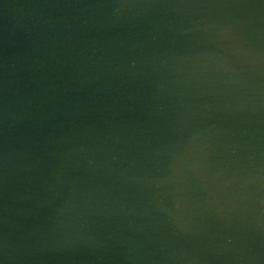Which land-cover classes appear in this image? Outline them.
<instances>
[{"label": "water", "instance_id": "95a60500", "mask_svg": "<svg viewBox=\"0 0 264 264\" xmlns=\"http://www.w3.org/2000/svg\"><path fill=\"white\" fill-rule=\"evenodd\" d=\"M0 264H264V0H0Z\"/></svg>", "mask_w": 264, "mask_h": 264}]
</instances>
